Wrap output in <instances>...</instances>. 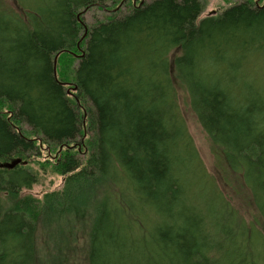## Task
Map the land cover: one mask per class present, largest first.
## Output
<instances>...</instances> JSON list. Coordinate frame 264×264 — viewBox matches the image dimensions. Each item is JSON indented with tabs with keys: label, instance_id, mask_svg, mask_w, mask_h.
Listing matches in <instances>:
<instances>
[{
	"label": "trees",
	"instance_id": "16d2710c",
	"mask_svg": "<svg viewBox=\"0 0 264 264\" xmlns=\"http://www.w3.org/2000/svg\"><path fill=\"white\" fill-rule=\"evenodd\" d=\"M120 1L30 0L21 15L0 11V163L44 152L42 163L64 179L62 191L43 201L17 199L36 174L21 165L0 168V264H32L38 224L79 211L85 221L89 204L85 264H158L144 254L148 243L163 264H257L243 225L210 209L203 222L219 228L209 233L183 197L188 162L197 156L178 121L171 77L264 222V98L238 103L229 91L241 54L264 50V0H244L197 23L200 0H140L113 15ZM94 7L108 13L89 27L81 16ZM173 50L180 53L170 61ZM67 57L78 60L71 76L62 69ZM83 131L88 155L80 159ZM88 182L90 191L77 192ZM122 183L133 198L123 196ZM70 184L80 186L72 195ZM137 201L156 214L154 226L145 228ZM203 246L218 253L205 256Z\"/></svg>",
	"mask_w": 264,
	"mask_h": 264
},
{
	"label": "rangeland",
	"instance_id": "374dc122",
	"mask_svg": "<svg viewBox=\"0 0 264 264\" xmlns=\"http://www.w3.org/2000/svg\"><path fill=\"white\" fill-rule=\"evenodd\" d=\"M24 2L23 7H28L30 5V0H22ZM140 0H123L120 3H117L114 7L115 12L113 15L121 16L127 14L131 11L132 6ZM151 0H142L144 3H148ZM244 0H200L203 4V12L198 17L197 22L200 20L209 17L219 15L221 12L225 11L230 6L234 4H239ZM259 1L256 0L257 4ZM107 9L111 10L110 3L104 4ZM20 6L16 0H0V11L21 15L24 13V8ZM107 11L100 10L98 8H90L86 11L81 17L86 26H91L97 23L98 21H103L107 15ZM179 50H173L169 54V60L172 61L174 58L179 56ZM241 61L237 65V68L232 71L234 76L232 78V85H229L230 94L233 98V101L238 103L243 102L250 95H260L264 98V50L250 51L248 53L241 54ZM69 64L62 63V69L64 73H69V76L72 75V69L78 64V60L70 59ZM215 66V65H214ZM224 67L223 69H226ZM203 74L210 75L209 69L203 68ZM229 68L228 72L229 73ZM56 70L53 69V73ZM216 72V70H215ZM57 73V72H56ZM216 77L222 79L223 76L215 73ZM173 81V86L175 90V101H176V113L178 116V121L184 126L188 139L192 144L193 149L196 152V159H190L187 165V171L184 174L183 182L185 189L183 197L187 204L195 207V210L198 214L202 215V227L206 228L209 233H214L219 227H213V225L208 224L206 226L203 222L204 217L210 209L223 212L226 214V222L228 224L235 222L236 225L244 226L245 231L248 236V244H251L252 249L255 251L258 261L257 264H264V222L258 214V211L255 208L252 197L248 189L244 186L242 180L240 179L239 174L232 171L220 151L214 146L202 129L198 119L191 110L189 104V98L186 91L182 86L178 84L174 77H171ZM244 84V90L242 88ZM225 85V84H224ZM68 92H74L75 87L67 86ZM226 87V85H225ZM228 90V88L226 87ZM234 102V103H236ZM83 110V109H81ZM84 111V110H83ZM82 111V112H83ZM86 112H83V120L85 119ZM85 126V124H84ZM23 132H27V126L23 125ZM83 138L81 140V146H77L79 151V158H87L88 152L86 150V143L88 137L83 131ZM91 136V135H90ZM39 143L37 142V145ZM74 145H71L73 147ZM46 156L42 152L40 158H30V159H9L7 162L0 163V168L13 169L17 166H22L33 173L36 174L37 180L28 190H22L18 195L17 199L24 197H31L34 199H39L43 201L44 194L60 192L63 189L64 179L60 176L53 174L49 166L43 164V159ZM27 160V161H22ZM15 161H18L16 165H12ZM38 162V164H36ZM186 167V164L183 165ZM195 170L200 172L195 173ZM69 187V195H72L78 185H72ZM97 185H103V180ZM124 187L122 189V194L126 198H133L134 196L127 190V184L122 183ZM82 190L86 191L92 188V185L84 183L81 186ZM73 190V191H72ZM93 190V189H92ZM103 189L100 192H95V197L104 194ZM114 190V189H113ZM109 190L108 197L111 198V201H115V197L112 196V193H116L114 190ZM71 191V193H70ZM111 191V192H110ZM111 193V194H110ZM85 196V195H84ZM113 197V198H112ZM72 199V197H70ZM91 199V197H90ZM96 199V198H95ZM114 199V200H113ZM117 202H121L120 197H117ZM11 201L9 200L8 203ZM138 202V201H137ZM139 205H142V209L135 210L136 212L141 211L143 217V224L154 226L157 223L158 217L149 208L146 204L138 202ZM126 209L127 207L123 206ZM77 211L74 208L70 214L72 215ZM80 214V211L78 212ZM76 214L75 217L71 216L70 218H61L62 216L53 217L47 223H39L36 230L35 237V251L36 258L32 264H85L86 255H87V243H88V232L90 229V224L93 217V205L89 204L83 208V215L85 216V221L82 220V216ZM81 218V219H80ZM80 219V220H79ZM130 220V219H129ZM220 229H222L220 227ZM136 231V229H135ZM143 231H146L143 229ZM203 232V231H202ZM136 236V232L134 233ZM125 237V236H124ZM232 238V236H231ZM127 235L125 237L126 242ZM130 241V240H129ZM225 240L222 241L223 245ZM251 241V242H250ZM131 247H134L132 243H129ZM153 245V243H152ZM151 243H148L145 256L148 261H156L158 264H163L162 261H158L154 258L156 252L152 247ZM157 250V248H155ZM203 252L205 256H213L214 253H218L214 250L209 251L207 247L203 246ZM129 251L121 252L123 256H127ZM120 254V255H121ZM122 256V257H123ZM129 257V256H128ZM133 260V257H132ZM135 260V259H134ZM128 263V261H126ZM126 263V264H127ZM154 263V262H151ZM129 264V263H128ZM131 264H147L145 260H137ZM248 264V263H247ZM251 264V263H250Z\"/></svg>",
	"mask_w": 264,
	"mask_h": 264
},
{
	"label": "water",
	"instance_id": "95a60500",
	"mask_svg": "<svg viewBox=\"0 0 264 264\" xmlns=\"http://www.w3.org/2000/svg\"><path fill=\"white\" fill-rule=\"evenodd\" d=\"M18 163V161H15L12 165H16Z\"/></svg>",
	"mask_w": 264,
	"mask_h": 264
},
{
	"label": "bare ground",
	"instance_id": "6f19581e",
	"mask_svg": "<svg viewBox=\"0 0 264 264\" xmlns=\"http://www.w3.org/2000/svg\"><path fill=\"white\" fill-rule=\"evenodd\" d=\"M55 62H56V58H55ZM75 90V89H74Z\"/></svg>",
	"mask_w": 264,
	"mask_h": 264
}]
</instances>
